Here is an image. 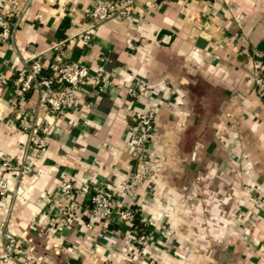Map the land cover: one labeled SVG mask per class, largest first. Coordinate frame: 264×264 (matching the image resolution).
<instances>
[{"label": "crops", "instance_id": "crops-1", "mask_svg": "<svg viewBox=\"0 0 264 264\" xmlns=\"http://www.w3.org/2000/svg\"><path fill=\"white\" fill-rule=\"evenodd\" d=\"M96 1L31 0L15 37L0 39V70L12 79L28 58L48 67L58 42L66 58L107 79L83 85L59 117L38 112L53 125L44 148L29 145L13 84L0 83V165L25 166L21 179L8 173L0 195V264L4 230L17 238L10 264H127L111 247L136 227L92 217L97 190L138 208L151 240L136 264H264V100L249 55L264 52V0H162L154 8L136 0L131 18L93 26L87 13ZM8 3L0 0V13ZM84 32L90 42L73 39ZM138 83L148 92L135 99L128 88ZM150 107L155 173L129 197L124 183L139 166L136 113ZM25 108L36 113L37 97ZM63 182L75 186L72 199L61 194ZM66 206L77 212L73 225L62 221Z\"/></svg>", "mask_w": 264, "mask_h": 264}, {"label": "built area", "instance_id": "built-area-1", "mask_svg": "<svg viewBox=\"0 0 264 264\" xmlns=\"http://www.w3.org/2000/svg\"><path fill=\"white\" fill-rule=\"evenodd\" d=\"M162 0H145L147 7L154 8ZM8 7L0 13V39L11 40L15 37L20 21L22 20L31 0H8ZM136 0H97L87 16L93 26L103 21L115 18H131L134 14ZM73 39L90 42L92 34L84 32ZM55 52L48 67L36 57H31L23 62V66L17 71L14 78H10L6 72L0 70V83L13 84V97L16 101L17 120L19 126L28 133L29 145L44 148L48 144V137L53 129L52 124H42L38 112L42 111L59 117L77 98L83 85L93 82L102 85L107 82L103 71L100 69L92 73L84 63L77 59L66 58L62 42L53 45ZM251 59L252 78L258 94L264 100V54L259 49H252L249 53ZM48 71V73H46ZM129 95L135 99L141 98L148 92V86L138 83L128 88ZM37 97V112L30 113L26 108V102L32 96ZM156 112L150 107L136 113V119L140 130L135 137L137 149L136 159L139 166L124 183V192L129 197L135 196L139 186L152 172L147 147L155 125ZM18 171V179L25 173V166L18 168L14 162L3 160L0 165V195L9 191L8 173ZM61 194L72 199L75 195V186L72 182H63L60 187ZM92 205L89 214L99 220L110 221L115 217L119 222H131L138 208L134 205H126L119 197H113L104 190H97L91 198ZM62 221L67 225H73L77 219V212L73 206H66L62 210ZM51 226L56 222L51 221ZM91 227V224H88ZM145 227V225H143ZM151 235L145 228L135 229L124 240V246L111 247L117 252L123 253L127 264H136L143 255L144 249L149 245ZM4 258L2 264H10L17 261L15 248L17 238L9 231L2 233ZM152 264L155 260L150 261ZM21 264H40L35 258L21 261Z\"/></svg>", "mask_w": 264, "mask_h": 264}, {"label": "trees", "instance_id": "trees-1", "mask_svg": "<svg viewBox=\"0 0 264 264\" xmlns=\"http://www.w3.org/2000/svg\"><path fill=\"white\" fill-rule=\"evenodd\" d=\"M62 28L65 27V24H63L61 26ZM264 54V52H262ZM46 73H48V71H46ZM133 222V225L137 228V229H141L143 227L142 223L140 222L139 220V212H137L135 215H134V218L132 220Z\"/></svg>", "mask_w": 264, "mask_h": 264}, {"label": "rangeland", "instance_id": "rangeland-1", "mask_svg": "<svg viewBox=\"0 0 264 264\" xmlns=\"http://www.w3.org/2000/svg\"><path fill=\"white\" fill-rule=\"evenodd\" d=\"M150 166H152L151 168H152V172H151V174L149 175V177H151L152 175H154V173H155V165H154V163L152 162V161H150ZM148 177V178H149ZM144 230H145V227H142Z\"/></svg>", "mask_w": 264, "mask_h": 264}]
</instances>
